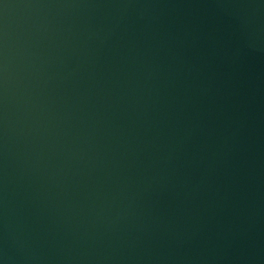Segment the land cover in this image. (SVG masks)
Masks as SVG:
<instances>
[{
	"label": "water",
	"instance_id": "water-1",
	"mask_svg": "<svg viewBox=\"0 0 264 264\" xmlns=\"http://www.w3.org/2000/svg\"><path fill=\"white\" fill-rule=\"evenodd\" d=\"M0 264H264V0H0Z\"/></svg>",
	"mask_w": 264,
	"mask_h": 264
}]
</instances>
